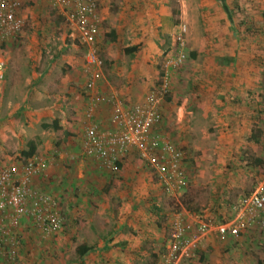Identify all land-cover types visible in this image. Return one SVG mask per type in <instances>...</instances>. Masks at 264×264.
Listing matches in <instances>:
<instances>
[{"label":"crops","instance_id":"0c3cea01","mask_svg":"<svg viewBox=\"0 0 264 264\" xmlns=\"http://www.w3.org/2000/svg\"><path fill=\"white\" fill-rule=\"evenodd\" d=\"M97 2L101 20L98 41L105 38L110 40L103 51L108 53L107 55L115 57L112 49L116 48V44H120L124 45L123 56H135L138 59L143 56L142 61L136 62V64L131 61V57L127 61L129 64L124 60L120 70L117 68L119 64H116L115 61L108 64L105 62L104 65L102 63V79L89 95L93 100L96 99L93 120L100 128L105 129L111 127L109 121L114 108L110 101L112 97H116V100L121 102L128 101L129 104L124 102L125 105L139 104L143 101L146 94L143 95L144 92L140 91L141 85L137 75L145 69L146 59L150 60L148 58L152 56L158 57L163 53V49L167 51L166 43L169 36V49L173 52L171 38H174L178 30V15L174 13L172 0H115V2L114 0H97ZM113 6L117 9L116 13L109 10ZM21 15L23 16L22 12ZM224 19L225 15L223 14L222 20ZM205 23H208L206 27L211 28L216 34L211 33L215 36L204 38L203 48L193 47L188 51L187 64L192 66L191 70L194 74L192 77H194V81L201 83L202 91L201 97L193 95V105L195 106H191L187 114L191 119L197 117L208 119L213 110L217 111L219 121L228 127L226 133L241 136L245 134V127L247 128L251 119L253 120L255 117L254 115L264 110V105H253L254 94L249 96L248 90L256 93L259 86L264 87V81L256 78L259 71L258 62L250 61V64H245L242 63L243 57L239 58V56H243L242 54L246 55L249 52L258 53L256 51L258 48L249 47V50L245 49L243 52L237 48L230 51L225 48L226 46L215 47L213 45L217 42L218 44L226 43L225 38H222L223 31L219 32L220 27L216 28V25H212L210 21H205ZM192 28L193 35L196 32L208 35L202 29V31L195 29L194 26ZM22 35L18 38H22ZM63 40L66 43L69 42L67 43L69 47L64 45L65 50H69V52L64 50L60 53V65L42 64V70L39 73H36L34 66L30 68L25 66L26 68L23 70H26V73L15 74L17 66L14 63L8 64V61L0 60V119L27 118L32 127L39 123L38 129L35 130L36 138L28 139L26 143L34 142L36 153L32 158H39L45 165L42 174L34 178V187L43 192L46 191V193L50 190L55 192L53 189L56 186L50 181L61 182L63 174L66 175L64 179L67 181L63 184L64 188L58 187V198L62 200L63 204L61 212L63 211L68 218L70 231L75 232L77 241L80 240L79 246L85 245L91 248L83 257L76 254V259L65 261L66 264H83L88 261H90L89 264H146L148 256L154 259V264H159L165 243L169 238L171 223L169 217L175 213L171 214L168 209H161L159 210L162 216L159 219L161 221H155L151 218L147 207L148 201L160 200L159 197L162 195L161 189L159 190L157 186L159 184L151 183L148 178L111 177L109 174L115 173L100 166L94 157L84 154L83 130L87 125L86 111L92 102L85 89L88 74L84 69V56L79 60L72 54L77 48L82 51L84 49L71 34L65 33ZM11 45L9 40L6 41V46ZM130 48H134V50L131 53H126L125 49ZM228 59H230L229 62ZM64 65H67L65 66L66 70L73 71L69 82L67 81L68 75H62ZM104 66L108 68L103 71ZM255 67L258 70L253 80ZM58 69L61 76L55 81L54 75ZM115 71L116 75H114ZM7 74L8 77H4ZM21 74H23L22 76L25 74V78H21ZM120 84H124V87L118 89L117 86ZM66 85L67 88L69 87L68 90ZM56 91L59 93L58 97L55 96ZM197 91L200 92V88H197ZM249 97L253 101L252 104H249ZM255 100L257 101V99ZM160 111H162L161 106ZM179 111L178 117L181 119L183 110L179 109ZM55 124H57V129H54ZM255 126L259 131L261 130V125L255 124ZM161 128L162 126L160 130ZM59 131L63 134V142L58 149V159L53 158L51 153L45 156H36L38 144L43 142V145L46 146L45 152H47L51 146L47 141L44 143V139ZM261 131L263 132V129ZM12 133L11 128L5 127L0 132V139L3 141L11 137ZM237 139L239 140L240 137ZM174 142L180 147L178 141ZM240 144L232 141L225 142L223 146H225L224 150H237ZM2 149L0 147V152H2L0 158L5 162L0 160V169L5 167L3 163L8 164L7 153H3ZM134 154L135 151L132 150L118 160L117 172L130 164ZM263 158L264 152L263 156L256 160L263 162ZM186 165L185 163V168ZM253 165L252 168H255L254 161ZM85 167H88L92 173L82 174V172H86L87 168ZM61 168H73L74 170H72V174L65 171L62 173ZM52 173L58 177L52 179L50 176ZM48 178L51 180L47 181ZM260 179L261 177L256 185ZM245 181L247 178H210L208 183L216 187L215 190L219 192L217 195L222 198V195L231 193L232 191L229 192L231 189H240ZM47 183L53 186L46 188ZM224 183L227 185L225 186ZM72 184L74 185L73 190L66 192V188L68 189ZM182 212L187 214L185 216L188 219H192L193 216L204 218V215H198L201 213L199 211L191 213L183 208ZM75 213L79 218H76V223L73 225L71 218ZM233 215L232 212V219ZM165 217H167V222H165ZM168 221L169 231L167 233ZM220 224H213V226H220ZM256 233L251 230L248 235L244 233L230 234L224 238L219 237V240H216L218 237L215 234H209L192 251L191 257L188 258L189 263L264 264V237L262 236V238ZM238 234L239 237H237ZM167 236L168 238H166Z\"/></svg>","mask_w":264,"mask_h":264},{"label":"rangeland","instance_id":"374dc122","mask_svg":"<svg viewBox=\"0 0 264 264\" xmlns=\"http://www.w3.org/2000/svg\"><path fill=\"white\" fill-rule=\"evenodd\" d=\"M172 1L174 13H177L178 15V26L184 25L187 29V34L184 39V51L186 55L193 47L203 48L204 38L215 36L214 34L216 33L213 32L211 28L206 27L208 23H205V21H210L212 25H216V28L217 26L220 27L219 32L223 31L222 38H225L226 40V45L222 43L218 44L217 42L213 46H226L225 48L230 51L237 48L243 52L245 49L249 50V47L258 48V50H256L258 53L249 52L246 55L242 54L243 56H239V58L243 57L244 60H242V63L245 64H250V61L258 62L259 71L256 78L264 81V0ZM109 10L113 11V13H116L117 11L115 6ZM22 14L25 18V26L22 30L23 35L21 33L22 38H17L14 41L9 40L12 43L11 46H6V41L4 44L0 43V60L3 62L8 61V64L14 63L20 69L19 70L15 67V74H20L22 72L26 73V70H23V68H26L25 66L29 68L34 66L36 73H39L40 70H42V64L53 65L55 63V65H60L61 61L59 60V55L61 52H64V45L69 47L67 44L69 42L66 43L63 40V36L65 33L73 36L74 34L64 18L59 14V10L48 0H27L23 3ZM223 14L225 15L224 20H222ZM193 26L195 29L204 30L203 32L208 35L205 36L199 32H196L193 35ZM211 33L214 34L211 35ZM169 40L170 36L166 43L167 51L163 49V53L158 57L152 56L148 58L150 60L146 59L145 69L140 71L137 78L141 85L140 91L141 93L144 92L143 95L159 88L164 81L168 84V92L164 96L161 104V113L163 116L161 133L163 136L173 141H178L180 147H183L187 152V165L185 172L188 179L186 185L182 191L175 195L167 193L163 187L157 185L158 181L154 177V174L144 165L136 154L132 156L133 158L130 161V164L124 166L123 170H119V172L115 174L110 173L109 176H115L117 178H148L151 183H155L158 186V189H161L162 196L160 195L161 197H159V201H148L149 205L147 207V210L151 214V218L155 221H161L159 219L162 216L160 215L159 210L168 209L171 214L182 212L184 205L189 202V207L195 211L201 212H198V215H204V218H202L203 220L218 225L220 224V221L232 217L233 208L238 202L251 193L258 179L261 177L262 166H256L255 168L252 167L254 166L253 161L257 158L260 159L264 152L263 137L261 134V130L264 126V110L261 113L254 115L255 117H253V120L251 119L247 128L245 127V134L241 136H234L226 133L228 127L222 125V122L219 121L217 111L214 112L213 110L208 119H202L201 117L191 119L188 116L187 111L191 106H195L193 105V95H199L201 97V83H197V81H194V77H192L194 74L193 70H191L192 66L190 67L187 64L188 56L178 67H170L168 65L170 58L174 55V48L177 46L175 39L171 38L173 41L172 48L174 47L172 52V50L169 49ZM109 41L108 38H105L100 42L98 41V57L103 65L105 62L108 64L115 61L116 64H119L117 65V68L120 70L119 68L121 67L122 69L123 67L122 62L125 60V63H128L127 61L131 56H123L124 45L120 44H116V48L112 49L115 57L107 55L108 53H105L103 49H106V44H108ZM75 50V53L72 54L80 60V58L84 56V50L82 51L80 48ZM65 51L69 52V50ZM142 58L143 56L139 59L138 57L136 58L135 56H132L131 61H134L136 64V62H141ZM229 60L230 59H228V62ZM65 66L67 65H64L62 68V75H68L67 81L69 82L73 75V71L66 70ZM107 68L108 67L104 66L103 71ZM258 69L257 67L254 68L255 72L252 79L255 77ZM8 74L6 76L4 75V77H8ZM22 75L23 74L20 75L21 78H25V74L24 76ZM114 75H116V71L114 72ZM59 76L61 75L58 69L57 73L54 75V80L57 81L56 78H60ZM121 87H124V84L117 86L118 89ZM255 87H257V85H255ZM197 88H200V92L197 91ZM248 90L250 92L249 96L254 94V97H252L254 103L249 97V104L253 103V105L256 106L264 105V87L262 85L256 89V93L250 91V89ZM55 94V96L58 97V91H56ZM255 99H257V101ZM124 102L125 104H129L127 103L128 101ZM179 109L183 110L181 119L178 117V113H180ZM199 114L200 113L198 112V115ZM260 118L263 119L260 120ZM262 123L263 125H261ZM38 124L39 123L35 124L33 127L30 126V120L27 118L15 120L0 119V132L5 129V127L11 128V132H13L11 137H8L3 141L0 139V147L3 148V153H7L8 156V164L6 163V165L3 163L5 167H8L12 163L19 167L26 161V159L21 157L20 153L27 149L26 143L28 139L36 138L35 130L38 129ZM255 124L261 125V133ZM27 131L28 133H26ZM237 137H240V139L238 140ZM252 137L256 140V143L251 141L253 140ZM46 141L49 142L51 146L50 150H52V152H49L50 150L45 152L46 146L41 142L38 144L39 148L36 156H45L51 153L53 158L58 159V149L60 145L62 146L61 143L63 142L62 132H54L50 137L44 139V143ZM232 141L241 143L240 147L237 150H224L225 146H223V144ZM0 160L1 162L4 161L1 158ZM139 161H141L140 164H138ZM85 168H87L86 172H82V174L85 173L86 175H89V173H92L89 171L88 167ZM72 170L74 169L61 168L62 173L65 171L72 174ZM50 176L52 179L58 177L54 173ZM65 176L66 175L63 174L61 182L58 180L50 181L51 178H48L47 180L50 181V183L53 182L56 186L53 189L55 192L50 190L47 193L54 196L57 201L60 202V209L63 204L62 200L58 198V187L60 189L64 188L63 184L67 181L64 179ZM210 178H247V181H245L240 189H231L229 191H232L231 193L222 195V199L218 196L219 192L215 190L216 187L208 183ZM226 185L227 184H225V186ZM51 186L53 185H50L49 183L45 185L46 188ZM217 186L219 187V185ZM73 188L74 185L72 184L68 189L66 188V192L73 190ZM154 199H156V197H154ZM62 215L65 218V229L49 237H44L34 230L28 220L21 219L17 233L20 243L17 248L16 257L13 260H10L0 254V264H66L65 261H74L77 256L76 248L79 246L80 240L77 241L75 232L70 231L68 218L63 211ZM76 218H79L76 213L72 214L71 221L73 225L76 223ZM165 218V222H167V217ZM169 218L171 221L172 217ZM168 229L169 221L167 233L169 231ZM248 233L249 231L244 234L248 235ZM64 234H66V236H63ZM237 237H239V234ZM166 238H168V236ZM217 239L219 240V238H216V240ZM148 257L146 264H154V259L151 256ZM89 263L90 261L84 262L83 264ZM182 264H190L189 259L187 258L184 260Z\"/></svg>","mask_w":264,"mask_h":264},{"label":"built area","instance_id":"2783aa9c","mask_svg":"<svg viewBox=\"0 0 264 264\" xmlns=\"http://www.w3.org/2000/svg\"><path fill=\"white\" fill-rule=\"evenodd\" d=\"M63 16L84 49V69L88 74L85 89L88 95L102 79V62L97 43L101 20L96 0H48ZM24 0H0V43L16 40L25 26L21 15ZM186 26H178L174 37L177 46L168 65L178 67L187 55L184 51ZM167 82L146 94L139 104L125 105L112 97L113 111L110 128H100L93 120L96 99L86 111L87 125L83 130L84 154L94 157L100 166L117 173L118 160L134 150L138 158L154 174L158 184L167 193L175 195L186 185L187 154L175 142L161 133L163 116L160 106L167 94ZM126 107V108H125ZM264 145V128L262 132ZM264 163V158H263ZM44 164L39 158L27 159L19 167L11 165L0 169V254L13 260L20 243L18 229L21 219L44 237L65 229V218L60 202L33 185L42 174ZM233 219L227 224L213 226L200 216L186 218L176 212L170 223V233L159 264H181L191 257L198 243L209 234L224 238L230 234L257 230L264 236V164L261 179L252 192L233 208ZM3 253V254H2Z\"/></svg>","mask_w":264,"mask_h":264},{"label":"trees","instance_id":"16d2710c","mask_svg":"<svg viewBox=\"0 0 264 264\" xmlns=\"http://www.w3.org/2000/svg\"><path fill=\"white\" fill-rule=\"evenodd\" d=\"M97 1V0H96ZM98 3V2H97ZM99 6V5H98ZM134 50V48H130V49H125V52L126 53H131L132 51ZM263 118H260V120H262ZM262 125V124H261ZM43 127V126H42ZM54 129H57V124H55L54 125ZM260 132V131H259ZM254 139V138H253ZM253 142H255L256 143V141L255 140H253ZM178 148H180V150H182L183 152H185L186 154H187V152H186V150L183 148V147H178ZM35 153H36V146H35V144H34V142H29L28 144H27V149L25 150V151H22L21 153H20V155H21V157L22 158H24V159H30V158H32L34 155H35ZM255 162V165L256 166H262V168H263V162L261 161V160H255L254 161ZM141 163V161H139L138 162V164H140ZM262 174V173H261ZM214 206H215V202H214ZM184 208L186 209V210H188V212H191V213H194V212H197V211H195L194 209H192L191 207H189V202L188 203H186L185 205H184ZM215 210V209H214ZM232 219V217H230V218H228L227 220H222V221H220L219 223H221V224H227V222H229L230 220ZM220 224V225H221ZM255 232H257V234L258 235H260L259 234V232L257 231V230H255ZM261 236H263V235H261ZM264 237V236H263ZM91 250V248L90 247H87V246H85V245H81V246H79V247H77L76 248V254L79 256V257H83L88 251H90Z\"/></svg>","mask_w":264,"mask_h":264}]
</instances>
